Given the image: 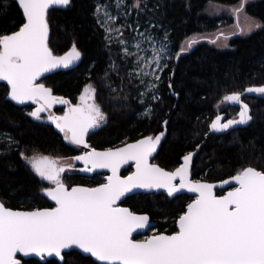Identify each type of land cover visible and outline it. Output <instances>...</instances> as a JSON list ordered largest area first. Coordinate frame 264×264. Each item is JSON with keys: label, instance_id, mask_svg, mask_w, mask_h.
Segmentation results:
<instances>
[{"label": "snow or ice", "instance_id": "6c2138e0", "mask_svg": "<svg viewBox=\"0 0 264 264\" xmlns=\"http://www.w3.org/2000/svg\"><path fill=\"white\" fill-rule=\"evenodd\" d=\"M3 3L6 5L7 0ZM17 3L22 9L23 23L10 34H0V80L10 86L8 98L18 104L35 102V109L29 113L31 117L39 120L42 113H48L47 120L54 122L65 140L90 147L86 140L89 130L107 122V114L96 102L97 88L86 85L79 96L80 103L73 104L63 96L54 95L52 87L38 82L42 74L61 66L67 68L81 57L75 44L62 56L54 55L49 47V9L55 5L68 6L71 0H17ZM126 6V0H111L110 5L97 4L96 14L98 22L109 34L106 39L111 42L115 33L125 55L131 56L133 53L129 51L122 31L127 23L115 26L119 10ZM109 7L117 10L116 15L108 10ZM132 7L142 11L146 7L145 0H134ZM243 9L244 0H241L232 10L239 14ZM101 10L103 16H99ZM123 15L127 16V12ZM262 26L261 22L251 20L248 30ZM139 28L136 24L134 30L139 31ZM224 35L219 33V36ZM140 36L141 40L135 43L137 51H147L141 49V44L147 41L152 45V55L137 56L136 71L144 77L153 76L154 80H141V84L156 89L159 75L144 71V67L151 68L155 64L159 71L167 67L163 61L169 58V37L167 33L161 38L150 32H141ZM197 39L196 35L186 37L177 58ZM244 91L264 94V86L248 87ZM241 96L239 91L223 96V102L241 105L239 118L222 122V117L216 115L211 130H227L252 120L249 105ZM151 98L157 99L155 94ZM55 104H66L68 108L62 115H56L51 111ZM164 135L162 131L155 136H143L122 147L91 148V151L73 157L84 162L87 172L111 170L106 182L93 187H69L61 177L65 165L58 163L59 158L28 157L21 152L43 180L54 184V187H43L40 191L55 202V207L17 210L0 201V264H21L17 253H47L63 262L65 256L62 253L74 246L107 264H264V168L251 165L241 168L229 179L220 181L221 185L233 181L237 186L218 196L214 192V183L189 178L192 153L185 155L183 163L174 171L150 162ZM130 160L135 162V171L122 177L120 168ZM177 178L179 183L175 182ZM140 189H166L169 196L188 189L198 195L178 215L176 231L136 240L132 238L133 232L145 228L149 216L120 207L117 202L126 195L139 194Z\"/></svg>", "mask_w": 264, "mask_h": 264}, {"label": "trees", "instance_id": "16d2710c", "mask_svg": "<svg viewBox=\"0 0 264 264\" xmlns=\"http://www.w3.org/2000/svg\"><path fill=\"white\" fill-rule=\"evenodd\" d=\"M246 2L245 13L264 25V0ZM211 3L232 7L241 0H145L142 11L132 7L134 0H126V12L131 11L130 26L153 25L162 37L165 33L169 37L173 58L162 72L156 101L151 94L141 102L140 90L128 73L129 60L122 59L120 46L109 43L98 22L96 5H110L111 0H71L68 6L49 11V47L53 54L62 56L75 44L81 62L75 69L56 72L40 83L74 104L86 85L97 88L96 102L107 114V122L90 133L88 141L98 150L155 136L163 131L167 121L168 135L153 160L165 170L174 171L197 145L202 148L192 170L195 181L220 182L248 165L264 168V100L245 99L252 116L247 128L216 134L208 140L205 135L216 115L227 119L238 117V110L223 102L225 94L264 86V26L250 36L234 37L227 50L201 40L179 58L176 56L186 37L211 34L232 24V18L209 17L206 9ZM22 23L17 0H7L6 5L0 0V34H10ZM122 23V19L118 21V25ZM8 91L7 85L0 84V201L17 210L52 207L40 191L47 186L29 169L20 153L28 157L42 154L70 159L76 151L67 147L43 118L31 117L32 107L19 108L11 103ZM148 106L151 112L144 116ZM67 178L69 187H93L103 181V176L88 179L80 173L69 174ZM191 201L189 196L148 194L127 199L125 206L148 214L158 224L159 233L171 234L177 230L178 215ZM23 264L59 263L29 260ZM64 264L96 263L72 252L65 255Z\"/></svg>", "mask_w": 264, "mask_h": 264}, {"label": "rangeland", "instance_id": "374dc122", "mask_svg": "<svg viewBox=\"0 0 264 264\" xmlns=\"http://www.w3.org/2000/svg\"><path fill=\"white\" fill-rule=\"evenodd\" d=\"M247 0L244 1V7L247 4L246 2ZM103 5V4H102ZM239 5V4H238ZM237 5V6H238ZM235 6L232 7H228V6H224V5H220V4H215V3H211L208 5L207 9H206V14L209 17H214V18H221V17H227V18H232L233 22L231 25L226 26V27H222L220 28L218 31L211 33V34H204V35H196L198 36L197 42L198 41H203L208 43L209 45L219 49V50H227L230 48L229 44L230 41L234 38V37H247L250 36L252 33L258 31L260 28H253L251 31L248 30V25L251 22V20H255L251 17H249L246 13L245 10L243 9L239 14H237L236 12H234L232 9ZM114 7H109V11L113 14L116 15L117 10ZM120 15L118 20L115 22V26L119 27L120 25H118V21L122 19L123 23H127V27L122 29L124 35H123V39L125 41H127V46L130 52L133 53V55L131 56H127L125 55L124 51H123V46L118 42V38L117 35L115 33L112 34V39L111 42L109 41L110 44L112 45H119L120 46V52L122 55V59L125 61L130 62L129 66L130 68L128 69V73L129 76L136 82L137 87L139 88V97L141 102L145 101L146 98H148V96H150L151 94H155V96L157 97V99H153V100H158L159 96H158V89L160 86V83L162 81V72L163 71H159V69L156 68L155 64H152L151 68L145 66L144 67V71L147 72H155L157 75H159L160 80L159 82H157V88L156 89H149L147 88L145 85L141 84V80H154L153 76H141L138 75L136 69H137V64H136V57L137 56H151L152 55V45L150 43H148L147 41H145L144 43L141 44V49H146L147 51H137L136 47H135V43L139 40H141V36L140 33L141 32H150L158 37L162 38L161 33L158 31L154 30V26L151 25L150 27H143V28H139V31L134 30L135 27L130 26V24L128 23V16L130 15L131 11L127 12V16L123 15L124 12H126V8H121L120 10ZM99 16H103V10H101V12L99 13ZM98 18V17H97ZM247 18H251V19H247ZM257 21V20H255ZM258 22V21H257ZM101 24V23H100ZM104 28V27H103ZM105 29V28H104ZM243 30V31H242ZM223 32L225 35L224 36H219V33ZM107 36L109 35L108 33H106ZM219 36V38L217 39V37ZM225 36L227 37V39H225ZM215 40V43H213V41ZM185 43V42H184ZM195 45V44H194ZM193 45V46H194ZM159 45H157L158 47ZM190 49V48H189ZM188 49V50H189ZM169 58H167L165 61H163L164 63H168L169 61L172 60V55L169 52L168 54ZM166 68V67H165ZM164 68V69H165ZM163 69V70H164ZM146 95H142L144 93H146ZM225 105L227 104V102H224ZM149 112H151V108L148 106L144 111H143V115L145 116L146 114H148ZM43 121L45 122L46 119L43 118ZM32 156H36V157H43L46 155H42V154H33ZM50 158L53 159H58V163L65 165V170L63 173H61V177L64 180V182L68 185V183H70V181H68L69 178H67L69 176V174L73 173V161L72 159L69 158H62V157H51L48 156ZM27 166L29 167V169L40 178V180L42 182H44V184L47 187H54V184H52L51 182L47 181V180H43L38 173L35 172V170L33 169L31 163L24 159ZM68 164H71L72 167H67ZM98 176H105V175H98ZM69 186V185H68ZM87 186V185H85ZM91 187V186H89ZM155 234H159V230L155 229L154 231H151L147 236L140 238L141 240L146 239L147 237L151 236V235H155Z\"/></svg>", "mask_w": 264, "mask_h": 264}, {"label": "water", "instance_id": "95a60500", "mask_svg": "<svg viewBox=\"0 0 264 264\" xmlns=\"http://www.w3.org/2000/svg\"><path fill=\"white\" fill-rule=\"evenodd\" d=\"M62 7H65V6H63V5H55V6H52L49 9V11L52 10V9H55V8H62ZM21 11H22V9H21ZM49 37H50V31H49ZM80 62H81V57H80V59L78 61H75L73 64L69 65L67 68H64L63 66H61V67H59L57 69L51 70L50 72L44 73V74H42V76L40 78H38V82L40 83V81L48 78L49 76L53 75L56 72H59V71H69V70L75 69L80 64ZM0 84L7 85V82L0 80ZM9 87L10 86H8V88ZM248 98L264 100V94L255 93V92H253V93H247V92L244 91L242 93L241 99L243 100L244 103H246L244 100L245 99H248ZM8 100L11 103H13L14 105H16L17 107H19V108L32 107V111H33L35 109V107H36L35 102H32V101L25 102V104H18L17 102L12 101L10 98H8ZM228 103H229V105L231 107H233V108H235V109H237V110L240 111L241 105L239 103H232V102H228ZM67 108H68V105H66V104H55V105H53V108L51 109V111L54 114H56V115H62V114H59L57 112V110L58 109H62L64 111H66ZM47 115H48V113H42L41 114L42 118H45L46 119V123L48 125H50L51 127H53L54 131L63 139V142H64V144L67 147H69V148L73 149L74 151H76L78 153V155H81L85 151H91V148H93V147L91 146L90 142L88 141L89 135H90V133L94 132L97 128L96 129H90L88 135L86 136L87 143H88V145H90V147H85L84 145L71 144L69 141H67V140L64 139V134L62 132H60V130L55 127L54 122L47 120V118H46ZM250 115H251V111H250ZM220 116L222 117V122H224V121L227 120L224 115H220ZM250 122L251 121H249L246 124L233 125L229 129L222 130V131H215V130H211V128H209V132H208V134L206 136V140H208L210 137H212V136H214L216 134L225 133V132L231 131V130L245 129V128H247L250 125ZM162 128H163V132L165 133V135L161 138V142L157 146V149L153 153L152 157H150V162L151 163H154L153 160L157 157V155H158V153L160 151V148H161L162 144L164 143V141L166 140V137L168 135L167 124L164 123L163 126H162ZM201 148H202V145H200L199 147H197V149L194 152H191L193 154V156H192V162L190 164V177H189L191 180H193V178H192V170H193V167H194V162H195L198 154L200 153ZM182 163H183V158L181 160V164ZM73 165L75 167L78 166L79 167V171H80L79 173L82 174L86 178H93V177H95L97 175H105L104 182H106L107 177L112 174L110 169H95L92 172H87V171L84 170L85 169V164H84L83 161H76V160L73 159ZM88 167H90V165ZM128 170H130V173L128 175H130L132 172L135 171V162L134 161H131L130 160V161H128V163L122 165L121 168H120V171H119V175H121L122 177H124L123 173L125 171H128ZM128 175H126V176H128ZM193 181H195V180H193ZM175 182L176 183H179V178H177V180ZM214 184L216 185V187L214 188V192L218 196L219 195H225L228 191L231 190L232 187L237 186L235 184V182H233V181H230L229 184H226V185H221L220 182H216ZM83 186H85V185H83ZM219 191H224V193L223 194H219ZM138 192H139V194H136V195H126V197H122L121 200L117 202L118 206H120V207H127V206H125V203H126L127 199H129L131 197H134V196L148 195V194H159V195L160 194H165V195L169 196L166 189H152V190L140 189V190H138ZM178 195H180V196H189L190 198H192V200H194L198 194L197 193H194V192H191L188 189H183V190H181V194H178ZM175 196H169V197H175ZM45 197L50 202V204L52 205V207H55V202L52 201L50 197H47L46 195H45ZM127 208H129L130 210H132L130 207H127ZM135 213H137V212H135ZM137 214H142V213H137ZM157 226H158V224L156 222L152 221L151 217L149 216V224L146 225L145 228H143V229H137L135 232H133L132 238L133 239H136V240H141L140 238H143V237L147 236L151 231H154L155 229H157ZM176 229H177V225H176ZM155 235H157V234H155ZM72 252H77V253L81 254L82 256H84L86 258H90L96 264H107V262L98 261L95 257H92L91 254H84L82 250L76 248L75 246L71 250H65V252L62 253V255L65 256V255L70 254ZM17 259H20L21 260V264H23L24 261H29V260H37V261H39L41 263H45L46 261H51V260L57 261L59 264H64V262H65V259L62 262L60 260V258L56 257L55 255L49 256L47 253H44L43 255L36 254V253H30L28 255H25L24 253H17Z\"/></svg>", "mask_w": 264, "mask_h": 264}, {"label": "flooded vegetation", "instance_id": "af4514ba", "mask_svg": "<svg viewBox=\"0 0 264 264\" xmlns=\"http://www.w3.org/2000/svg\"><path fill=\"white\" fill-rule=\"evenodd\" d=\"M244 101H245V100H244ZM77 103H80V100H78ZM77 103H76V104H77ZM236 110H237V109H236ZM62 111L64 112V110H62ZM63 112H62V113H59V114H63ZM238 113H239V110H238ZM237 118H238V117H237ZM237 118H236V119H237ZM226 119H227V118H226ZM228 119H230V118H228ZM157 135H158V134H157ZM76 155H78L77 152H76ZM76 155H74L73 157H75ZM73 157H72V158H73ZM72 158H70V159H72ZM72 161H73V159H72ZM79 172H80V171H79V167H78V166L75 167V166L73 165V173H79ZM129 173H130V172H129ZM129 173H128V174H129ZM128 174H127V175H128ZM93 178H94V177H93ZM104 178H105V176H103V181H102V183L104 182ZM88 179H92V178H88Z\"/></svg>", "mask_w": 264, "mask_h": 264}]
</instances>
